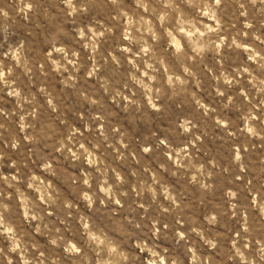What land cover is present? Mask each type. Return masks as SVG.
<instances>
[{
	"label": "rangeland",
	"instance_id": "obj_1",
	"mask_svg": "<svg viewBox=\"0 0 264 264\" xmlns=\"http://www.w3.org/2000/svg\"><path fill=\"white\" fill-rule=\"evenodd\" d=\"M0 264H264V0H0Z\"/></svg>",
	"mask_w": 264,
	"mask_h": 264
}]
</instances>
